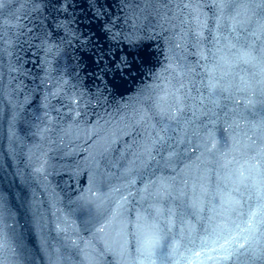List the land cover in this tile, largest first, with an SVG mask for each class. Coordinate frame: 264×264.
<instances>
[{
    "label": "water",
    "instance_id": "water-1",
    "mask_svg": "<svg viewBox=\"0 0 264 264\" xmlns=\"http://www.w3.org/2000/svg\"><path fill=\"white\" fill-rule=\"evenodd\" d=\"M220 8L3 0L2 264H264L255 200L227 203L241 171L249 187L253 165L264 175V2L224 4L217 33Z\"/></svg>",
    "mask_w": 264,
    "mask_h": 264
},
{
    "label": "snow or ice",
    "instance_id": "snow-or-ice-1",
    "mask_svg": "<svg viewBox=\"0 0 264 264\" xmlns=\"http://www.w3.org/2000/svg\"><path fill=\"white\" fill-rule=\"evenodd\" d=\"M217 2L221 5V8L219 9V12L221 15H218L216 17V25H215V31L218 33L220 28L222 27V21H223V5L226 3H237L238 0H217ZM257 3H262L264 0H255ZM3 0H0V6H2ZM247 11V9H245ZM239 15V12L237 13ZM250 19V17H249ZM237 21L235 20V17H233V29L236 27ZM200 30L197 31L196 37L197 41L201 42L204 39L203 35V28L207 27L206 24L203 22L199 25ZM252 35L257 36V38L264 37V22L257 23L255 29L252 32ZM214 39L218 41L217 37H214ZM179 47V45H177ZM203 56V54L201 53ZM250 57V53H244L240 57V59H244L245 62H247V58ZM219 87V82L215 80L213 72L210 71L209 73V82H208V88L210 91L214 92ZM179 103V100L177 101ZM172 119L175 118V114L170 117ZM162 131H166V129H162ZM163 139V137H161ZM215 147V144H213V148ZM211 151V149H209ZM252 171H254L258 176H260V179L254 180L251 186L249 187L248 184L244 183V172L241 171L239 173L240 177L244 178L241 179L240 184L243 185V190L240 186H237L233 189V192L236 193V196H233L232 192H230L228 195L230 199L227 201L229 206L235 210L237 208H243L244 204L248 201L255 200V206H249V228L248 230H255L256 227L260 223H264V175H261V165L258 163L256 165L252 166ZM195 206V202L193 204ZM169 224H171V218L169 220ZM145 227H148L150 229V235L145 237L144 229ZM99 231H103V228L99 229ZM138 235L140 239H138V243L140 244L141 250L144 252H150L152 249L157 247L160 244V241L162 237L159 234L158 227L153 225H139L138 226ZM245 243H247V238H245ZM2 247V245H0ZM241 248L244 247L243 244L240 245ZM253 255H257V253L254 251ZM224 259H228V256H225ZM2 264V262H0Z\"/></svg>",
    "mask_w": 264,
    "mask_h": 264
}]
</instances>
